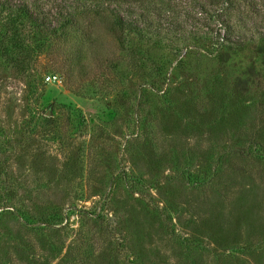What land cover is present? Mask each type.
<instances>
[{"label": "rangeland", "instance_id": "1", "mask_svg": "<svg viewBox=\"0 0 264 264\" xmlns=\"http://www.w3.org/2000/svg\"><path fill=\"white\" fill-rule=\"evenodd\" d=\"M128 1L0 0V264H264V163L239 155L261 91L235 84L264 70V0L144 4L154 40L71 63L82 29L50 30L108 49L82 10Z\"/></svg>", "mask_w": 264, "mask_h": 264}, {"label": "trees", "instance_id": "2", "mask_svg": "<svg viewBox=\"0 0 264 264\" xmlns=\"http://www.w3.org/2000/svg\"><path fill=\"white\" fill-rule=\"evenodd\" d=\"M92 4H108V3H122L125 0H89ZM195 3H201V0H192ZM128 2H134L136 5L140 4L141 11L138 12L137 9L132 8L127 10V14L129 17H124L120 14V11L117 8L111 7L110 5L106 6H99L95 5L92 8H87L82 10L83 15L91 16L94 18L92 20L93 27L103 28L107 34L112 37V42L114 43L107 49L103 48L102 46L96 45L98 38L93 37L91 35V29L86 28L81 22L76 20H61L58 26H55L53 29L50 30L55 36L59 37L60 39H66V35L71 34L72 26H78L83 31V36L75 38L77 40L76 45V53L75 55H68L67 58L73 64H78L80 59V54H85L89 58V60H93L96 64H103L105 62H111L118 58L115 55V50L124 49L123 44L126 41L129 34L134 33L135 35L146 39V40H154L152 38L154 34V30L158 25H155L152 21V10H156L155 6H145L144 4H174L172 0H130ZM202 3L205 4H218L222 9H226L227 7L223 6V4H234L235 0H203ZM252 4V1L250 2ZM223 7V8H222ZM252 9V8H251ZM254 9V6H253ZM224 11V10H223ZM25 15H29L25 10H23ZM35 18V17H32ZM79 22V23H78ZM156 23V22H155ZM221 25L225 27L228 24H222L223 21L221 20ZM180 24L173 25L171 23L167 24L165 27L167 29H172L173 27H179ZM258 39L263 41L264 40V29L262 31H258ZM85 40V42H83ZM97 40V41H96ZM226 43V38L223 36L221 38L218 36L215 40L212 41V45L210 48V55H215L221 61H225L226 53L223 52L222 48ZM67 59V60H68ZM73 59L75 61H73ZM255 68V67H254ZM254 68L246 69L243 73L245 76L238 77L236 86H241L242 89H249L251 86L259 91H261L260 96H256L255 106H254V124H253V132L251 133V139L248 140L250 145V151L244 152L240 151V156L242 158L249 157L253 159V162H262L264 163V70L258 71ZM73 66L69 67L66 70L67 74V84L70 86L72 85L74 80H70L73 76ZM78 89V88H73ZM167 91V90H166ZM164 91L163 93H165ZM142 106L143 104H138ZM258 130L261 131L263 134H259ZM220 170L217 169V173Z\"/></svg>", "mask_w": 264, "mask_h": 264}, {"label": "built area", "instance_id": "3", "mask_svg": "<svg viewBox=\"0 0 264 264\" xmlns=\"http://www.w3.org/2000/svg\"><path fill=\"white\" fill-rule=\"evenodd\" d=\"M45 81L47 83L60 84L61 79L57 74H48L45 76Z\"/></svg>", "mask_w": 264, "mask_h": 264}]
</instances>
